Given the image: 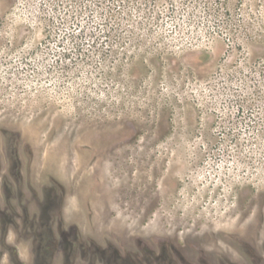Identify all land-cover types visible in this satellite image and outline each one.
<instances>
[{
    "label": "rangeland",
    "instance_id": "374dc122",
    "mask_svg": "<svg viewBox=\"0 0 264 264\" xmlns=\"http://www.w3.org/2000/svg\"><path fill=\"white\" fill-rule=\"evenodd\" d=\"M0 264H264V0H0Z\"/></svg>",
    "mask_w": 264,
    "mask_h": 264
}]
</instances>
